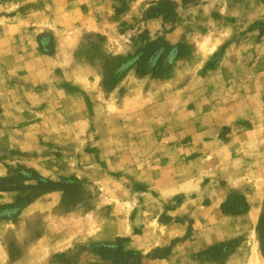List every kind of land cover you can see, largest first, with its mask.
Returning <instances> with one entry per match:
<instances>
[{"label": "rangeland", "instance_id": "1", "mask_svg": "<svg viewBox=\"0 0 264 264\" xmlns=\"http://www.w3.org/2000/svg\"><path fill=\"white\" fill-rule=\"evenodd\" d=\"M0 264H264V0H0Z\"/></svg>", "mask_w": 264, "mask_h": 264}]
</instances>
